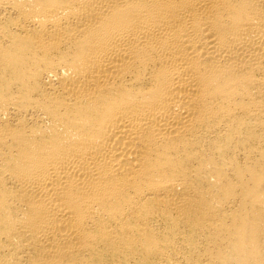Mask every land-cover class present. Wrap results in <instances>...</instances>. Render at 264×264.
<instances>
[{"label":"bare ground","instance_id":"bare-ground-1","mask_svg":"<svg viewBox=\"0 0 264 264\" xmlns=\"http://www.w3.org/2000/svg\"><path fill=\"white\" fill-rule=\"evenodd\" d=\"M0 264H264V0H0Z\"/></svg>","mask_w":264,"mask_h":264}]
</instances>
